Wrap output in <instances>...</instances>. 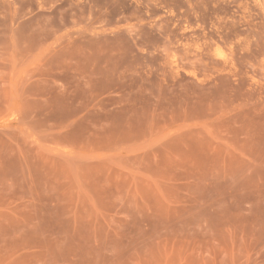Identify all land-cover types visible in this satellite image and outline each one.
I'll list each match as a JSON object with an SVG mask.
<instances>
[{"label":"rangeland","instance_id":"rangeland-1","mask_svg":"<svg viewBox=\"0 0 264 264\" xmlns=\"http://www.w3.org/2000/svg\"><path fill=\"white\" fill-rule=\"evenodd\" d=\"M0 264H264V0H0Z\"/></svg>","mask_w":264,"mask_h":264}]
</instances>
